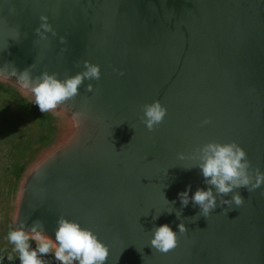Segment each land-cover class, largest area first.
<instances>
[{
    "label": "water",
    "instance_id": "water-1",
    "mask_svg": "<svg viewBox=\"0 0 264 264\" xmlns=\"http://www.w3.org/2000/svg\"><path fill=\"white\" fill-rule=\"evenodd\" d=\"M41 15L57 33L46 41L34 31ZM85 60L100 66V79H85L54 112L42 113L11 74L12 65L31 67L63 80ZM0 67L12 150L0 236L11 249L16 222L39 219L54 239L62 215L108 247L106 264H264V185L240 188L244 204L227 215L218 197L208 218L178 197L189 185V196L208 188L198 167L185 169L196 161L178 153L210 141H236L264 172V0H0ZM154 100L167 115L149 131L141 109ZM163 224L178 237L168 253L150 244Z\"/></svg>",
    "mask_w": 264,
    "mask_h": 264
},
{
    "label": "clouds",
    "instance_id": "clouds-1",
    "mask_svg": "<svg viewBox=\"0 0 264 264\" xmlns=\"http://www.w3.org/2000/svg\"><path fill=\"white\" fill-rule=\"evenodd\" d=\"M14 11V10H13ZM41 23L34 30L40 40H48L47 33L56 36L57 33L48 22V17L41 15ZM19 38V30L13 39ZM61 43H65V38L60 37ZM8 47V44L4 49ZM84 70L75 75L66 76L63 80L58 78L57 73L42 72L40 75L33 76L30 68L18 72L12 65L11 74L17 77L21 86L31 93L34 102L42 113L54 112L61 105L74 100L79 93L80 86L85 79L99 80L100 66L87 60L83 62ZM5 68L0 67V74H3ZM121 76L124 75L120 71ZM93 85L89 83L86 92H92ZM143 115L140 117L149 131H154L163 123L167 115V108L159 100L146 103L142 106ZM82 114L74 113L73 121L79 126ZM211 123L210 118H204L201 126ZM114 147V146H113ZM124 147V146H123ZM178 159L183 161L191 159L196 163L191 169L198 167L204 177V183L208 185L207 190L197 188L193 195L189 196L191 186L187 190L178 194L182 207H186L191 200L195 206H199L200 212L196 217L204 216L208 218L212 211L217 207L219 197L220 205H228L224 209L225 214L229 210L239 208L244 204V197L238 191L245 188L249 193L261 188L264 185V172L259 167H253L248 159L247 152L236 141L221 143L210 141L197 146L193 153L186 157L184 153H178ZM230 196V199L225 197ZM168 203L175 204V201ZM169 213L172 210L168 211ZM160 215V214H159ZM159 215L153 216V220ZM179 218L180 213H176ZM55 238L52 239L45 232L43 221L37 219L33 221L30 227L25 223H20L10 228L7 233V240L13 245V252L18 254L20 264H45L41 258L46 255H53L59 264H106L109 256L108 247L98 239V236L89 228L82 227L78 221L69 220L60 216L56 221ZM179 233L184 234L188 231L184 223L178 225ZM150 244L153 249L161 253H168L178 246L177 232L173 231L168 224L153 227ZM35 244V247L32 244ZM11 260L12 256L9 255Z\"/></svg>",
    "mask_w": 264,
    "mask_h": 264
},
{
    "label": "rangeland",
    "instance_id": "rangeland-1",
    "mask_svg": "<svg viewBox=\"0 0 264 264\" xmlns=\"http://www.w3.org/2000/svg\"><path fill=\"white\" fill-rule=\"evenodd\" d=\"M7 127L5 122L0 119V190L2 185V178L9 170L10 165L12 163V150L10 146V138L9 133L7 132ZM11 255L12 259L9 260L8 256ZM45 264H57L54 261L53 257L49 254L46 256L41 257ZM0 263L1 264H20L18 259V254L13 252L5 242L3 241L2 237L0 236Z\"/></svg>",
    "mask_w": 264,
    "mask_h": 264
},
{
    "label": "trees",
    "instance_id": "trees-1",
    "mask_svg": "<svg viewBox=\"0 0 264 264\" xmlns=\"http://www.w3.org/2000/svg\"><path fill=\"white\" fill-rule=\"evenodd\" d=\"M1 264V263H0Z\"/></svg>",
    "mask_w": 264,
    "mask_h": 264
}]
</instances>
